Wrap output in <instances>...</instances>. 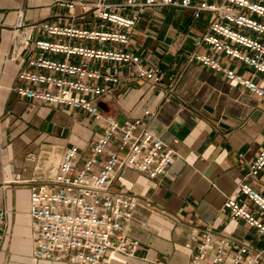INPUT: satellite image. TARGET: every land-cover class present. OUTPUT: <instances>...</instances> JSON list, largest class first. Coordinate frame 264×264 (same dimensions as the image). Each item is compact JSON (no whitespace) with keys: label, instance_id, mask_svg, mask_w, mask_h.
Segmentation results:
<instances>
[{"label":"crops","instance_id":"0c3cea01","mask_svg":"<svg viewBox=\"0 0 264 264\" xmlns=\"http://www.w3.org/2000/svg\"><path fill=\"white\" fill-rule=\"evenodd\" d=\"M57 1L0 0V208L9 215L0 239V264H71L34 257L31 189L54 179L69 146L80 147V168L112 121L124 124L136 118L143 124L149 121L151 131L175 158L158 178L128 167L117 173L114 190L137 198L126 234L138 241V248L134 257L112 252L106 264H192L207 231L216 242L227 237L264 254V237L257 227L224 207L247 179L264 144V100L191 60L193 53L206 52L240 74H251L246 64L203 44L215 13L203 12L196 18L194 9L144 8L128 50L161 79H142L130 67L107 65L121 83L98 101L102 117L97 120L61 105L25 100L15 92L20 70L33 54L29 50L19 59L11 57L19 13L31 24L43 20L69 24L71 12ZM42 34L37 27L34 38ZM94 169L99 171L100 164ZM248 179L264 194V170L258 179ZM248 206L264 223V212L251 202ZM258 263L264 264V255Z\"/></svg>","mask_w":264,"mask_h":264},{"label":"built area","instance_id":"2783aa9c","mask_svg":"<svg viewBox=\"0 0 264 264\" xmlns=\"http://www.w3.org/2000/svg\"><path fill=\"white\" fill-rule=\"evenodd\" d=\"M71 12L69 24L43 20L27 23L19 13L12 38V59L25 52L33 54L20 70L15 92L25 100L64 106L101 119L98 101L111 86L120 84L110 65L131 68L139 78L159 82L154 69L143 67L141 57L128 50L132 31L144 8L158 5L194 9L216 17L202 42L210 50L246 64L249 76L227 67L210 53L195 52L191 60L223 73L230 81L264 100V0H126L88 2L58 0ZM82 24V25H81ZM39 27L42 37L34 38ZM96 65V66H95ZM259 76L263 79L258 80ZM146 115L152 117L150 110ZM115 144V149L110 147ZM80 147L69 146L58 172L48 184L35 185L30 192L34 257L39 260L71 264H106L110 253L136 256L138 241L126 234L137 198L114 190V180L123 167L158 178L167 173L175 152L136 118L120 124L112 121L93 145L90 158L78 167ZM106 155L103 162L101 157ZM100 164V170L94 167ZM264 170V144L256 156L247 179L224 207L234 216L257 227L264 237V223L250 211L249 202L264 212V194L249 178L258 179ZM245 197V198H244ZM0 208V239L8 218ZM192 264H259L263 252L223 237L215 241L207 231ZM235 246L236 251L229 250Z\"/></svg>","mask_w":264,"mask_h":264}]
</instances>
